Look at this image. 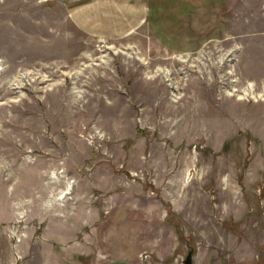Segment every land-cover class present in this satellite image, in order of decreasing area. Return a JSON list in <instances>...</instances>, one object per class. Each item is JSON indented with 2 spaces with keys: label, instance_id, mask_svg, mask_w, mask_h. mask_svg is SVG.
Instances as JSON below:
<instances>
[{
  "label": "rangeland",
  "instance_id": "374dc122",
  "mask_svg": "<svg viewBox=\"0 0 264 264\" xmlns=\"http://www.w3.org/2000/svg\"><path fill=\"white\" fill-rule=\"evenodd\" d=\"M158 1L0 0V264H264V0Z\"/></svg>",
  "mask_w": 264,
  "mask_h": 264
},
{
  "label": "crops",
  "instance_id": "0c3cea01",
  "mask_svg": "<svg viewBox=\"0 0 264 264\" xmlns=\"http://www.w3.org/2000/svg\"><path fill=\"white\" fill-rule=\"evenodd\" d=\"M68 19L82 32L98 38H117L146 24L158 11V0H64ZM173 1V0H169ZM187 0H178L186 4ZM154 3V4H153Z\"/></svg>",
  "mask_w": 264,
  "mask_h": 264
},
{
  "label": "water",
  "instance_id": "95a60500",
  "mask_svg": "<svg viewBox=\"0 0 264 264\" xmlns=\"http://www.w3.org/2000/svg\"><path fill=\"white\" fill-rule=\"evenodd\" d=\"M192 255H193V249L190 248L187 251V254L185 255L184 259L182 260L183 264H191L192 263Z\"/></svg>",
  "mask_w": 264,
  "mask_h": 264
}]
</instances>
